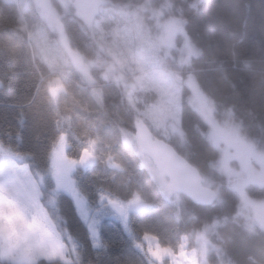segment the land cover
Segmentation results:
<instances>
[{"label": "trees", "instance_id": "trees-1", "mask_svg": "<svg viewBox=\"0 0 264 264\" xmlns=\"http://www.w3.org/2000/svg\"><path fill=\"white\" fill-rule=\"evenodd\" d=\"M116 4L131 9L158 7L166 17H180L181 36L195 51L179 72L213 104L219 119L231 114L241 136L264 148V0H106L97 16V29L86 27L75 12L65 17L72 46L87 59L97 57L98 42L105 34L127 22L125 14L115 9ZM39 28L51 34L33 2L23 5L18 0H0V144L21 156L37 179L44 176L42 201L45 203L55 187L51 154L58 137L65 133L71 159L91 150L97 159L93 166L79 165L73 175L91 212L99 207L101 195L124 203L141 197L149 206L131 214L141 242L147 233L178 250L186 235L208 227V236L216 246L208 254L211 263L264 264V228L249 226L238 213L239 195L218 168L221 151L208 137L211 126L207 117L190 102V86L183 85L181 90L183 136H164L149 127L196 166L205 184L216 191L217 200L207 206L196 205L181 194H166L145 164L144 155L124 138V132H134L139 110L155 101L157 93H137L143 103L135 107L119 83L100 79L89 85L74 69L55 99L51 89L63 74L35 47ZM111 37L109 34L108 40ZM247 192L264 199V185L250 184ZM57 208L66 220L58 222L60 228L87 244V231L72 197L58 194ZM111 222L109 217L103 218V238L115 246L110 258L97 249L103 257L101 264H131L142 259L128 247L120 223ZM89 261L96 264L90 245L83 252V264Z\"/></svg>", "mask_w": 264, "mask_h": 264}, {"label": "rangeland", "instance_id": "rangeland-1", "mask_svg": "<svg viewBox=\"0 0 264 264\" xmlns=\"http://www.w3.org/2000/svg\"><path fill=\"white\" fill-rule=\"evenodd\" d=\"M18 1L23 5L33 2L43 18L45 27L51 31L50 34L43 28H39L35 33V47L40 55L53 69H60L63 76L67 73L64 77L56 78L51 89L55 99L63 89L64 80L68 79L70 73L75 70L89 85L98 83L100 79L114 80L119 83L124 87L131 105L135 107L143 103L137 93L156 92L155 101L144 104L143 109L139 110L138 122L145 121L157 132H162L164 136L179 134L178 137L181 138L183 136L180 129V102L183 95L181 90L183 85L190 86V102L197 111L207 117L211 126L208 137L221 151L218 168L229 177L232 188L239 195L238 213L245 217L249 226L264 228V199L251 197L247 192L250 184L264 185V148L241 136L238 125L231 119V114L219 119L215 115L213 104L205 101L194 82L185 79L179 72L178 68L195 51L181 36L182 19L180 17H166L165 11L158 7L143 5L131 9L127 5L116 4L115 9L125 14L127 22L125 25H116L110 33L105 34L104 38L98 42L97 57L91 60L72 46L65 17L75 12L81 16L86 27L97 29L99 27L97 16L101 13L106 0ZM109 34L112 36L110 40L107 38ZM180 36L181 42H179ZM61 135L64 139L62 144H59V155H54L59 143L57 140L50 160L55 187L53 192L48 194L45 203L42 201L43 190H45L44 176H39L37 179L28 166L22 163L21 156L11 154L0 144V183H3L6 188L21 184L35 186L39 205L53 221H56L55 212L50 202H55L57 206L58 194H69L79 211L76 193H82L73 178L82 156L77 160L71 159L67 155V135L65 133ZM124 138L128 143L134 144L138 150L134 132H124ZM91 151L89 152L94 155L93 150ZM143 155L144 162L155 181L166 194L171 192L168 190L169 180L166 175L156 168L147 155ZM130 202L134 204L145 202L148 205L147 201L141 197ZM4 210L7 211V207ZM109 210L111 212V209ZM91 214L89 209L90 217ZM106 217L113 222L116 221L111 215L104 218ZM207 230L208 227H205L186 235L182 245L174 251L179 253L183 250L192 264H213L208 260V254L216 246L211 242ZM58 231L61 242L67 250L66 255L71 257L73 239L60 226ZM145 242L154 243L155 240ZM164 264H169V261L165 260Z\"/></svg>", "mask_w": 264, "mask_h": 264}, {"label": "snow or ice", "instance_id": "snow-or-ice-1", "mask_svg": "<svg viewBox=\"0 0 264 264\" xmlns=\"http://www.w3.org/2000/svg\"><path fill=\"white\" fill-rule=\"evenodd\" d=\"M63 139V135L58 137L54 155H59V144H62ZM84 166H87V161ZM76 195L78 215L87 231V244L72 237V256L69 257L58 231V222L66 223V220L61 219L55 202H50L57 213L56 221H53L39 205L35 186L21 184L6 188L0 183V264H55L56 261L61 264H83V252L89 245L96 256V264H101L103 257L97 249H102L103 254L110 258V250L115 246L114 242L103 238L102 221L108 215L120 223L128 247L142 257L138 261H131V264H164L165 260L169 264H192L183 250L175 252L170 246L159 243L158 237L144 234L145 241L154 239V243L137 239L131 213L146 209L149 205L145 202L114 203L109 197L101 195L99 207L92 210L90 217L86 196L82 193ZM109 207L111 212L108 211Z\"/></svg>", "mask_w": 264, "mask_h": 264}, {"label": "water", "instance_id": "water-1", "mask_svg": "<svg viewBox=\"0 0 264 264\" xmlns=\"http://www.w3.org/2000/svg\"><path fill=\"white\" fill-rule=\"evenodd\" d=\"M62 30V28H61ZM138 150L147 155L169 180L168 190L189 198L194 204L207 206L213 204L218 195L215 190L205 184L199 169L181 155L175 147L165 139L156 136L145 121H139L134 127ZM90 167L96 164L95 156L87 152L80 158V166Z\"/></svg>", "mask_w": 264, "mask_h": 264}, {"label": "clouds", "instance_id": "clouds-1", "mask_svg": "<svg viewBox=\"0 0 264 264\" xmlns=\"http://www.w3.org/2000/svg\"><path fill=\"white\" fill-rule=\"evenodd\" d=\"M197 2H199V0H197ZM193 6H195V5H193Z\"/></svg>", "mask_w": 264, "mask_h": 264}]
</instances>
